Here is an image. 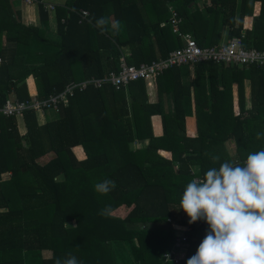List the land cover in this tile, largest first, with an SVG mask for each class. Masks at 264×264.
Wrapping results in <instances>:
<instances>
[{"label": "trees", "instance_id": "trees-1", "mask_svg": "<svg viewBox=\"0 0 264 264\" xmlns=\"http://www.w3.org/2000/svg\"><path fill=\"white\" fill-rule=\"evenodd\" d=\"M143 4L153 7V17ZM168 4L181 17V32L199 46L242 36L245 46L264 49V0H66L55 6L58 41L47 35L42 0L37 24L23 22L11 0H0V106L9 97L31 98L29 75L36 96L45 99L70 82L118 71L125 51L134 65L165 57L182 45L165 24ZM110 15L119 31L102 34L95 21ZM218 65L196 63L189 82L180 67L165 70L156 76L154 103L138 79L121 89L109 83L75 89L45 123L32 109L0 115V264H56L69 254L82 264H174L167 254L182 232L176 226L188 224L190 249L186 257L179 253L178 263L187 264L209 226L190 223L180 208L186 185L224 161L242 165L249 153L264 150V137L257 139L264 132V69ZM168 97L173 112L165 109ZM153 114L162 115L158 137ZM144 138L143 148L129 147ZM226 141L234 145L231 159H225ZM75 145L84 159L75 156ZM105 179L116 188L102 195L94 185ZM106 206L111 213L101 216Z\"/></svg>", "mask_w": 264, "mask_h": 264}, {"label": "clouds", "instance_id": "clouds-1", "mask_svg": "<svg viewBox=\"0 0 264 264\" xmlns=\"http://www.w3.org/2000/svg\"><path fill=\"white\" fill-rule=\"evenodd\" d=\"M95 26L104 34L118 32L120 24L101 17ZM261 137L264 132L257 133V139ZM212 159L215 162L219 157ZM115 188L111 179L94 185L102 195ZM180 205L190 223L203 220L209 226L187 264H264V150L249 153L242 165L224 161L218 168H209L203 177H194L184 188ZM110 213L106 206L99 214ZM56 264L82 261L69 254Z\"/></svg>", "mask_w": 264, "mask_h": 264}, {"label": "built area", "instance_id": "built-area-1", "mask_svg": "<svg viewBox=\"0 0 264 264\" xmlns=\"http://www.w3.org/2000/svg\"><path fill=\"white\" fill-rule=\"evenodd\" d=\"M27 4L37 3V0H22ZM53 10L52 6H48ZM169 23L172 32L177 34L182 40V45L171 50L164 58L151 61L149 63H140L138 65L130 64L126 61L127 53H123L119 58L118 71H110L103 77H90L78 82H70L60 92L50 94L45 99H39L37 96L29 100L19 101L11 98L6 99L5 103L0 106V115L14 116L20 115L24 110L32 109L35 113L45 110L59 111L60 105H66L68 98L72 96L75 89L82 90L89 84L97 87L103 83H109L116 89L127 86L130 82L143 79L146 86L155 82L156 76L165 70L174 67L194 65L201 61H211L215 64H224L227 66L247 67L250 65L264 69V49L247 47L242 42V36H232L224 42L211 46H199L196 40L188 33L180 30L181 17L174 8H170ZM82 17H86L88 12L81 11ZM187 228L176 237L172 249L167 254V258L173 260L174 264L180 261L179 253H183L188 242L186 234Z\"/></svg>", "mask_w": 264, "mask_h": 264}, {"label": "crops", "instance_id": "crops-1", "mask_svg": "<svg viewBox=\"0 0 264 264\" xmlns=\"http://www.w3.org/2000/svg\"><path fill=\"white\" fill-rule=\"evenodd\" d=\"M65 1L66 0H42L46 10L49 13L47 35L52 41H58L59 40V35L56 32L55 6L63 5L65 3ZM11 3H12V6L14 9L20 11L21 18H22L23 22L32 23V24L38 23L37 3L27 4L22 0H11ZM49 5L53 7V10L49 9V7H48ZM168 8L169 9L173 8V6L171 4H168ZM143 9L145 10V12L148 14L149 17L154 16V9L152 6H146L145 4H143ZM108 18L110 19L111 22L114 23L113 15H110ZM166 23H169V19H167L165 21V24ZM188 34H190V33H188ZM226 39L227 38L223 36V38H221V41L219 43L224 42ZM181 42H182V40H181ZM125 53L129 54L128 51H125ZM158 59H161V58H158ZM158 59H156V60H158ZM178 67L181 68L182 80L184 82H187V81L189 82L190 80L193 79L194 72H193L192 66L182 65V66H178ZM26 85H27V90H28L30 97L31 98L36 97L37 93H36V88H35V84H34V79L31 75H29L26 78ZM145 87H146V92L148 95V101L150 103L156 102L157 94H156L155 82L150 84L149 87H147L145 84ZM234 99H236V95H234ZM244 101L246 103V108H249V106H250V81H249V79L244 80ZM171 105H172L171 99L168 97L166 100V103H165V109L169 110L170 112H173ZM193 110H194V105L192 103L191 109L188 110V112L190 111L192 113ZM36 115H37L38 123H40V124L45 123L48 119H53L57 116V114L52 110H45L43 112H38V113H36ZM161 117H162L161 114H153L151 116L152 134L156 137L163 134ZM19 129H20V131H23L25 129L22 121H20ZM261 130H263V129H261ZM148 142H149V138L132 140L129 142V147L131 149L143 148L144 146H146L148 144ZM72 150L78 159H84L85 158V153H84V150H83L81 145L73 146ZM224 150H225V159L227 157H230V159L233 158V156H234V145H233L232 141H226L224 143ZM191 168L194 171H197L198 165H192ZM6 176H7V174H6ZM3 178H5L4 175H3ZM176 228H178V232H179V231H182V229L189 228V227H188V224H184V225H178L177 224ZM193 239H194V237H193ZM189 249H190V247L186 248V250L184 251L186 253L185 257L187 256V254H188L187 252L189 251Z\"/></svg>", "mask_w": 264, "mask_h": 264}, {"label": "rangeland", "instance_id": "rangeland-1", "mask_svg": "<svg viewBox=\"0 0 264 264\" xmlns=\"http://www.w3.org/2000/svg\"><path fill=\"white\" fill-rule=\"evenodd\" d=\"M49 156H46L45 158H42V159H39L40 160V162H42V161H44L46 158H48ZM4 175V177H6V174H3Z\"/></svg>", "mask_w": 264, "mask_h": 264}, {"label": "water", "instance_id": "water-1", "mask_svg": "<svg viewBox=\"0 0 264 264\" xmlns=\"http://www.w3.org/2000/svg\"><path fill=\"white\" fill-rule=\"evenodd\" d=\"M218 66H221L220 64ZM24 169V168H23Z\"/></svg>", "mask_w": 264, "mask_h": 264}]
</instances>
